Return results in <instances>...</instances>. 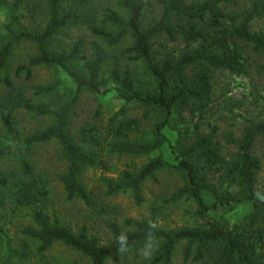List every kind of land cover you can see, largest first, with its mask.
Masks as SVG:
<instances>
[{
	"label": "trees",
	"instance_id": "obj_1",
	"mask_svg": "<svg viewBox=\"0 0 264 264\" xmlns=\"http://www.w3.org/2000/svg\"><path fill=\"white\" fill-rule=\"evenodd\" d=\"M6 1L0 0V6ZM116 1L122 12L108 7L101 25L89 26L95 39L86 52L81 39L69 48H52L53 39L62 30L78 26L85 16L93 18L92 12L85 14L83 0H11L8 21L0 25V83L14 90L11 70L15 50L24 43L34 45L35 53L26 64L14 68L16 76L23 73L30 78L33 68L47 67L63 72L71 83L67 86L57 75L55 81L37 88V94L46 96L56 95L63 88L61 95L66 98L54 109L32 104L17 92L14 99L18 105L51 119L44 127L24 135L21 143L25 147L51 140L59 143L67 161L60 181L69 198L90 202L80 175L86 167L112 169L114 177L101 178L106 193L129 190L137 204L145 200L143 185L148 179H155L159 170H173L180 175L182 184L162 200L163 204L191 200L199 219H206L220 206L233 209L245 205L248 211L231 226L206 224L168 230L154 219L161 205L153 204V215L128 220L132 226L129 231L112 223V240L98 244L85 227L74 232L67 224L49 220L43 209L48 196L46 183L35 174L27 156L19 153L17 175L0 171V208L9 201L16 207H30L31 223L18 230L17 243L0 226V264L28 258L31 242L38 253L54 242H62L84 255L88 264L117 261L122 253L117 250L116 235L126 233L130 250H135L148 239L149 221L157 224L152 231L160 242L149 264H171L181 240L187 242L182 249L183 259L197 264H264V192L256 188L261 162L253 152L256 140L264 136V122L247 123L239 137L231 132L221 134L223 142L218 126L210 122L216 71H246V44L264 54V32L251 29L256 17L264 19V0H251L248 7L237 11L220 8L235 0H155L159 12L150 23L145 22L146 11L151 10L150 0ZM42 7L45 17L39 22L40 28L22 20L27 10L36 22ZM162 37L173 42L181 39L184 47L176 53L161 42V51L156 46ZM127 40L128 46L115 54L113 49ZM124 59L143 63L149 75L146 85L137 83L134 72L123 66ZM105 82L113 84L122 105L109 116L104 134L95 124L80 128V139L88 143L84 147L68 128L69 116L82 93H104ZM10 93L0 99V108L4 109L0 121L6 134L15 139L18 130L9 111ZM130 102L144 108L145 116L157 115L149 128L128 113L126 105ZM172 123L176 131L173 142L165 132ZM230 146L233 150H229ZM164 147L169 148L170 156L151 155ZM14 153L13 147L0 146V162ZM114 154L147 159L139 166L130 163L116 168L104 159ZM22 236L26 240L22 241Z\"/></svg>",
	"mask_w": 264,
	"mask_h": 264
},
{
	"label": "rangeland",
	"instance_id": "obj_2",
	"mask_svg": "<svg viewBox=\"0 0 264 264\" xmlns=\"http://www.w3.org/2000/svg\"><path fill=\"white\" fill-rule=\"evenodd\" d=\"M150 1L151 5L149 7H151V10L148 9L146 11V23H150L156 18L159 12V6L155 3V0ZM250 2L251 0H235L221 5L220 8L227 11H237L248 7ZM10 4L11 0H7L0 6V25L8 21ZM83 6H85V14L92 12L93 18L85 16L78 26L62 30L53 39L52 48H69L74 41L81 39L83 48L86 52H89L88 47L91 41L95 39L89 31V26L101 25V19L108 7L116 8L122 12L116 0H83ZM44 17L45 11L42 7L39 10L36 22H33L28 16L27 10L24 11L22 20L30 27L40 28L39 22ZM251 29L264 32V19L256 17L251 24ZM161 42L166 46L167 50H174L176 53L184 47V41L181 39L173 42L166 37H162L156 46L161 51H163L159 45ZM128 44L129 40L115 47L113 52L119 54ZM243 47L246 71L236 73L229 70H218L215 73L210 122L218 126L219 139L222 142L221 134L231 132L234 137H239L247 123L264 122V54L254 51L252 46L248 44ZM34 53V45L29 43L20 45L15 50L13 68L11 70L14 90L11 92L4 84L0 83V99L11 92L8 98L10 100L9 111L13 114L18 130V137L13 139L6 134L0 121V146H11L15 149L14 154L6 156L0 162V171L17 175L19 172L18 154L27 156L34 166L35 174L44 180L48 188V196L43 203L45 204L43 209L51 222L58 221L67 224L74 232H78L82 227H85L90 238L98 244H103L110 242L113 238L110 229L112 223H116L124 231H129L132 226L128 223V220L150 217L153 215L151 211L153 204L161 205L160 211L153 215L154 219L160 227L168 230L183 226H206V224L209 226H231L238 218L247 213L248 208L245 205L233 209L227 206H220L206 219H199L194 213L195 205L191 200H180L176 203L163 204L162 200L182 184L180 175L173 170H159L155 179H148L143 185L145 200L137 204L134 202L129 190L114 194L106 193L101 178L103 176L114 177L115 173L112 169L106 170L98 165L86 167L81 171L80 175L81 180L89 191L90 202L87 203L79 197L69 198L60 181V175L65 171L67 161L61 152L59 143L56 140H51L30 147H25L21 143L24 135L44 127L49 124L51 119L49 116L35 115L18 105L17 98L14 99L17 92L23 94L26 100L32 104L41 103L54 109L57 104L66 98V95H61L63 88L53 96L37 94V88L55 81L57 75L61 77L64 84L67 86L71 85L63 72L56 73L53 68L47 67L33 68L30 78H26L23 73L16 76L13 73L14 68L18 64H26L29 57ZM121 62L124 67H129L134 72L139 85L147 84L149 75L145 71L142 62L128 59H124ZM104 78H106V73ZM102 89L105 90L104 93H82L69 116L68 128L71 134L84 147H88V143L80 139V134L78 133L80 128L95 124L101 130V134H104V126L107 124L109 116L119 110L122 105L112 83L105 82ZM53 98H56L57 101L54 102ZM126 106L128 113L138 117L141 125L143 124L146 128H149L157 117V115L152 113L145 116L143 113L144 108L133 102L128 103ZM1 111H4V109L0 108V113ZM174 125L172 123L171 126L165 128V132L171 142L176 137ZM229 150H233V147L230 146ZM253 152L261 162V168L256 172V188L262 193L264 192V136H260L256 140ZM158 153L170 156L168 147H164L161 151L153 152L151 155ZM104 159L108 160L109 164L116 168H123L130 163L139 166L147 157L133 158L114 154L105 156ZM30 211V207H16L10 201L0 208V226L13 237L14 243L20 241L18 230L22 225L31 223ZM23 240L26 239L22 236ZM146 241L147 239L135 250L123 252L117 261L108 259L106 264H149L158 250L160 242L158 240L152 242V250L146 258L143 254ZM31 243L29 257L22 261L16 260L13 264H88V259L84 255L62 242H54L43 253H38L36 244ZM186 243V240H181L178 243L171 264H197L192 262L191 259H183L182 249ZM0 244H2L1 241Z\"/></svg>",
	"mask_w": 264,
	"mask_h": 264
},
{
	"label": "clouds",
	"instance_id": "obj_3",
	"mask_svg": "<svg viewBox=\"0 0 264 264\" xmlns=\"http://www.w3.org/2000/svg\"><path fill=\"white\" fill-rule=\"evenodd\" d=\"M157 227V224L153 221L148 222V230H147V241L145 244V250L143 251L144 256L147 258L150 255L153 244L152 242L155 240L154 232L152 231ZM116 243L118 245L117 250L121 253L127 252L130 250V245L128 243V236L126 233L120 232L116 235Z\"/></svg>",
	"mask_w": 264,
	"mask_h": 264
}]
</instances>
